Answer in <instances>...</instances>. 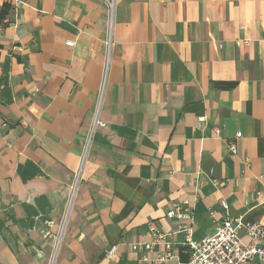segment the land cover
I'll return each instance as SVG.
<instances>
[{
    "label": "crops",
    "instance_id": "0c3cea01",
    "mask_svg": "<svg viewBox=\"0 0 264 264\" xmlns=\"http://www.w3.org/2000/svg\"><path fill=\"white\" fill-rule=\"evenodd\" d=\"M106 38L103 0H0V264H150L149 222L183 264L222 201L264 223V0H115Z\"/></svg>",
    "mask_w": 264,
    "mask_h": 264
},
{
    "label": "built area",
    "instance_id": "2783aa9c",
    "mask_svg": "<svg viewBox=\"0 0 264 264\" xmlns=\"http://www.w3.org/2000/svg\"><path fill=\"white\" fill-rule=\"evenodd\" d=\"M103 1L107 13V38L105 41V61L107 66L112 44L111 28L115 0ZM66 45L72 46L73 42L67 41ZM103 91L104 80H102L100 87V97ZM204 120V116L198 117L197 125H199V123L201 124ZM95 123H97L96 120L93 125H95ZM2 125L6 126L5 123ZM240 136V133H236L235 138H239ZM227 147L232 154L236 153L237 148L234 141H228ZM247 162L248 160L245 159L244 163L247 164ZM82 165L83 159L75 173L68 207L71 204ZM221 204L225 210V214L222 217L221 223L216 226L214 233L211 235L195 240L192 238L191 227L180 225L177 231L186 233L185 242L189 254L188 260L183 264H253L255 261L264 259V245L262 244L264 239V223L246 221L241 215L233 217L229 214L228 204L224 201H222ZM210 214L214 216L215 213L211 212ZM166 216L190 221L193 220V212L186 206V203H173L167 209ZM241 229H244L249 237L247 243L241 241L238 235ZM147 235L149 239L139 243V247L142 251L139 259L140 263L166 264L174 257L172 233L161 231L156 228L153 222H149ZM56 243H59V238ZM114 252L115 247L111 246L106 252L107 257H112ZM148 253H153V255L150 256Z\"/></svg>",
    "mask_w": 264,
    "mask_h": 264
},
{
    "label": "rangeland",
    "instance_id": "374dc122",
    "mask_svg": "<svg viewBox=\"0 0 264 264\" xmlns=\"http://www.w3.org/2000/svg\"><path fill=\"white\" fill-rule=\"evenodd\" d=\"M57 248H58V244L55 243L53 253H52L51 257H50V264H54V262H55V259L56 258L55 259H52V256L55 255V252L54 251H56Z\"/></svg>",
    "mask_w": 264,
    "mask_h": 264
}]
</instances>
